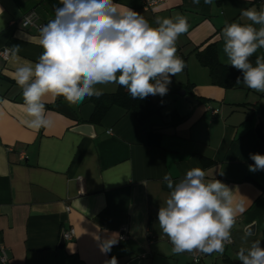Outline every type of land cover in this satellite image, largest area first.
<instances>
[{
    "label": "crops",
    "instance_id": "0c3cea01",
    "mask_svg": "<svg viewBox=\"0 0 264 264\" xmlns=\"http://www.w3.org/2000/svg\"><path fill=\"white\" fill-rule=\"evenodd\" d=\"M114 3L139 12L154 27L156 17H187L189 29L176 42V54L187 66L171 78L166 95H150L157 110L143 122L113 105L93 124L91 98L74 105L49 96L45 108L51 126L37 131L26 123L31 118L13 78L14 65L1 51L20 45L19 62H36L43 51L39 30L23 26L22 18L34 12L36 23L46 24L60 5L58 0H0V243L8 254L5 264H106L113 256L118 264H241V247L255 240L264 246V170L248 167L254 163L250 153L264 155V141L254 131L260 114L264 132V93L236 81L232 88L214 84L196 52L215 43L218 61L227 64L223 40L216 37L226 23H248L241 9L260 10L264 0H214L212 5L163 0L150 10L140 0ZM258 55L264 49L254 59ZM97 87L103 94L119 89L115 84ZM80 124L91 125L94 135L75 132ZM194 167L205 170L207 180L228 185L245 207L222 255H173L159 228L158 209L171 191L164 175L178 181ZM123 225L125 241L119 239ZM70 228L74 237L64 240L62 232ZM109 238L118 242L104 253L101 244Z\"/></svg>",
    "mask_w": 264,
    "mask_h": 264
},
{
    "label": "clouds",
    "instance_id": "9594fccd",
    "mask_svg": "<svg viewBox=\"0 0 264 264\" xmlns=\"http://www.w3.org/2000/svg\"><path fill=\"white\" fill-rule=\"evenodd\" d=\"M54 18L41 26L38 44L43 51L36 62L20 63V45L5 49V59L14 65L13 78L22 90L23 107L31 118L26 123L35 130L48 128L45 98L63 97L70 104L103 95L97 85L115 84L132 99L164 96L171 78L187 66L178 56L176 42L189 29L182 14L156 17L152 26L139 12L117 5L114 0H58ZM199 4L200 0H192ZM214 0H204L212 5ZM2 11V9H0ZM248 23H226L217 40L227 65L242 73L236 84L264 93V7L241 9ZM26 26V25H25ZM259 26V27H257ZM224 57L221 61L224 62ZM254 162L249 171L264 170V155L250 153ZM222 174V173H221ZM206 171L191 168L178 181L170 173L163 177L171 190L157 220L168 237L173 255L200 252L223 254L232 240L237 216L245 211L234 192L218 179L207 180ZM109 238L101 244L107 253L117 243ZM241 264H264L260 240L237 252ZM106 264H118L115 256Z\"/></svg>",
    "mask_w": 264,
    "mask_h": 264
},
{
    "label": "trees",
    "instance_id": "16d2710c",
    "mask_svg": "<svg viewBox=\"0 0 264 264\" xmlns=\"http://www.w3.org/2000/svg\"><path fill=\"white\" fill-rule=\"evenodd\" d=\"M199 62L208 68L209 76L214 84L223 88H232L237 76L241 73L230 65L222 64L218 61L215 51V43L207 44L204 49L196 52ZM185 61V59L183 58ZM254 63V57L251 58ZM95 107L89 122L97 124L101 121L106 111L113 105L131 110L139 122H143L148 116L157 110L156 103L152 101L150 95L145 99H132L127 90L119 87L113 94H103L99 99L91 97ZM257 111L253 109L252 117Z\"/></svg>",
    "mask_w": 264,
    "mask_h": 264
},
{
    "label": "built area",
    "instance_id": "2783aa9c",
    "mask_svg": "<svg viewBox=\"0 0 264 264\" xmlns=\"http://www.w3.org/2000/svg\"><path fill=\"white\" fill-rule=\"evenodd\" d=\"M141 1V6L143 9L145 10H150V9H153L155 6L159 5L163 0H140ZM35 13L34 12H31V13H28L27 15H25L23 18H22V25L23 26H34L36 29H40L41 26H43L44 24L41 23V24H37L36 21H35ZM1 55L2 57L5 58V49H3L1 51ZM215 112V111H213ZM127 226L126 225H123L121 228H120V236H119V239L121 241H125L127 239ZM74 237V230L72 228H70L69 230L67 231H63L62 232V238L64 240H71L73 239ZM228 244V243H227ZM8 260V254H7V250L6 248L0 243V264H5ZM125 264H128V263H125Z\"/></svg>",
    "mask_w": 264,
    "mask_h": 264
},
{
    "label": "water",
    "instance_id": "95a60500",
    "mask_svg": "<svg viewBox=\"0 0 264 264\" xmlns=\"http://www.w3.org/2000/svg\"><path fill=\"white\" fill-rule=\"evenodd\" d=\"M74 131L92 137L93 127L89 124H80L74 127ZM254 131L261 141H264V132H262V120L260 114H256L254 118ZM253 230V227L248 229Z\"/></svg>",
    "mask_w": 264,
    "mask_h": 264
}]
</instances>
